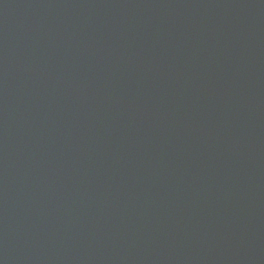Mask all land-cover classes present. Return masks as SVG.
I'll use <instances>...</instances> for the list:
<instances>
[{
	"label": "water",
	"instance_id": "1",
	"mask_svg": "<svg viewBox=\"0 0 264 264\" xmlns=\"http://www.w3.org/2000/svg\"><path fill=\"white\" fill-rule=\"evenodd\" d=\"M0 264H264V0H0Z\"/></svg>",
	"mask_w": 264,
	"mask_h": 264
}]
</instances>
